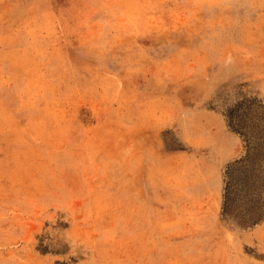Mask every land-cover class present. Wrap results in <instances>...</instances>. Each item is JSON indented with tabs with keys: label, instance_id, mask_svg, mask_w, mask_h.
<instances>
[{
	"label": "rangeland",
	"instance_id": "1",
	"mask_svg": "<svg viewBox=\"0 0 264 264\" xmlns=\"http://www.w3.org/2000/svg\"><path fill=\"white\" fill-rule=\"evenodd\" d=\"M0 264H264V0H0Z\"/></svg>",
	"mask_w": 264,
	"mask_h": 264
}]
</instances>
